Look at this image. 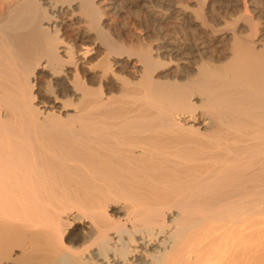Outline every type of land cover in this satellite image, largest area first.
<instances>
[{
	"label": "bare ground",
	"instance_id": "obj_1",
	"mask_svg": "<svg viewBox=\"0 0 264 264\" xmlns=\"http://www.w3.org/2000/svg\"><path fill=\"white\" fill-rule=\"evenodd\" d=\"M0 264H264V0H0Z\"/></svg>",
	"mask_w": 264,
	"mask_h": 264
},
{
	"label": "rangeland",
	"instance_id": "obj_2",
	"mask_svg": "<svg viewBox=\"0 0 264 264\" xmlns=\"http://www.w3.org/2000/svg\"><path fill=\"white\" fill-rule=\"evenodd\" d=\"M177 35L182 36V34L178 33Z\"/></svg>",
	"mask_w": 264,
	"mask_h": 264
}]
</instances>
